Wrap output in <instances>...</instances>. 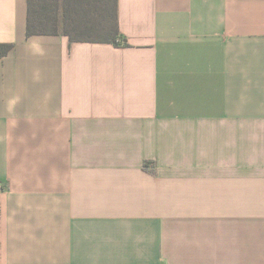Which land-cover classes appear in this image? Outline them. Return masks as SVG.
Masks as SVG:
<instances>
[{
	"label": "crops",
	"instance_id": "obj_1",
	"mask_svg": "<svg viewBox=\"0 0 264 264\" xmlns=\"http://www.w3.org/2000/svg\"><path fill=\"white\" fill-rule=\"evenodd\" d=\"M26 16L0 0V264H264V0H117L120 47Z\"/></svg>",
	"mask_w": 264,
	"mask_h": 264
},
{
	"label": "trees",
	"instance_id": "obj_2",
	"mask_svg": "<svg viewBox=\"0 0 264 264\" xmlns=\"http://www.w3.org/2000/svg\"><path fill=\"white\" fill-rule=\"evenodd\" d=\"M26 4V38L61 35L70 44L127 46L118 28L117 0H26ZM12 48L11 44L0 45V58ZM143 168L155 173L151 161H145Z\"/></svg>",
	"mask_w": 264,
	"mask_h": 264
}]
</instances>
